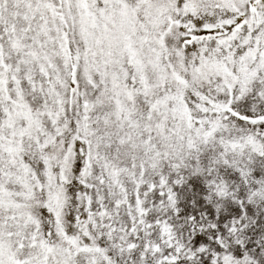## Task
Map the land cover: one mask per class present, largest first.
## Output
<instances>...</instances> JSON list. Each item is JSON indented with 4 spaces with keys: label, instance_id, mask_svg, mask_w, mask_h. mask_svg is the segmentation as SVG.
Masks as SVG:
<instances>
[{
    "label": "snow or ice",
    "instance_id": "1",
    "mask_svg": "<svg viewBox=\"0 0 264 264\" xmlns=\"http://www.w3.org/2000/svg\"><path fill=\"white\" fill-rule=\"evenodd\" d=\"M0 264H264V0H0Z\"/></svg>",
    "mask_w": 264,
    "mask_h": 264
}]
</instances>
